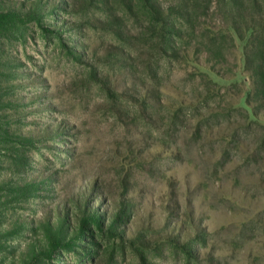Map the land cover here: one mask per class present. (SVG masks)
Instances as JSON below:
<instances>
[{
	"label": "rangeland",
	"instance_id": "374dc122",
	"mask_svg": "<svg viewBox=\"0 0 264 264\" xmlns=\"http://www.w3.org/2000/svg\"><path fill=\"white\" fill-rule=\"evenodd\" d=\"M3 2L41 14L0 37V185L32 187L27 199L0 190L12 208L0 214L11 223L0 264H264V146L236 126L244 100L220 114L230 94L198 96L248 82L241 43L227 46L225 82L169 60L179 39L162 37L144 0ZM142 91L155 94L146 105ZM84 191L97 210L116 203L111 230L85 221L32 259L47 248L50 214L66 204L70 218ZM173 232L184 249L161 240Z\"/></svg>",
	"mask_w": 264,
	"mask_h": 264
},
{
	"label": "trees",
	"instance_id": "16d2710c",
	"mask_svg": "<svg viewBox=\"0 0 264 264\" xmlns=\"http://www.w3.org/2000/svg\"><path fill=\"white\" fill-rule=\"evenodd\" d=\"M3 1L0 0V37L17 35L19 20L41 14L37 3L28 5L26 8L21 4L7 7V4ZM144 2L149 13L162 23L163 26L160 29L162 37L170 40V37L176 35L179 39L173 45L174 52L169 60L185 64L191 63L193 65L192 69L198 71L201 76L205 77V75L213 74L221 81L232 80L235 71L228 67L229 61L226 49L230 42L235 44L234 41L237 40L241 43L243 72L248 78V82H232L230 88H233V91L224 85L219 86L220 89L217 95H215L216 90L208 87L199 92L198 96L203 97L204 101H208L216 96L221 100L222 97L230 94L232 100L227 102V107L215 108V111L220 114L235 110L233 106H238L244 100L246 107H238L235 110L240 114L244 113V116L241 114L243 124H237L236 126H240L241 133H255V143L258 146H264V0H193L191 8L188 7L190 0H175L173 4L165 9L159 5L158 0H144ZM209 17L218 20V24H210L206 20H200V18ZM184 24L186 28L187 25L192 24L191 28L186 30L187 32H183ZM201 68L206 69L207 72H201ZM229 74L230 76H228ZM211 83L215 87L218 86L217 82L210 81ZM223 89H225L224 93H222ZM154 95L142 91L135 100L139 104L146 105ZM196 95L194 93V97ZM236 126L233 130L238 131ZM227 138H230V136L227 135ZM26 171L27 169L24 170L23 174H26ZM42 177L44 175H37L38 179ZM14 183L7 184L3 182L0 185V190L8 188L11 194L27 199L29 197L27 195L32 193L29 181L16 182L15 186ZM87 195L86 191L81 192L78 196L73 195L72 201L75 208H73L70 218L65 214L68 208L66 204L63 205L65 208L58 205L56 212L54 210L50 214L51 218H47V232L50 237L47 248L35 247V250L31 253L32 259H35L39 252L46 253L48 249H51L50 247L57 245L60 237L65 234L69 235V239H73L72 236L79 234L81 232L80 228L85 227V221H100L98 224H101L104 219L105 229L111 230L112 223L115 222L114 219L119 211L114 207L116 203H111L112 208L107 212L101 209L97 210L89 205L90 200ZM9 203V201L0 197V214L5 210L12 209ZM55 215L58 220L54 218ZM65 217H68V222L64 221ZM8 223L0 222V236L7 235L10 232L11 223ZM131 233L136 235L134 232ZM181 236L182 234H179L177 238V234L173 232V234L164 235V239L161 240L167 239L168 242L170 241L183 248ZM174 238L176 240H173ZM60 243H58V246ZM186 250L193 257L199 258L201 255L199 250L190 248H186Z\"/></svg>",
	"mask_w": 264,
	"mask_h": 264
}]
</instances>
